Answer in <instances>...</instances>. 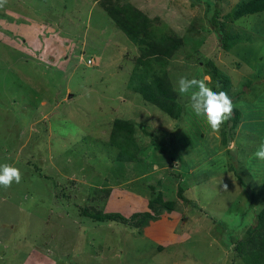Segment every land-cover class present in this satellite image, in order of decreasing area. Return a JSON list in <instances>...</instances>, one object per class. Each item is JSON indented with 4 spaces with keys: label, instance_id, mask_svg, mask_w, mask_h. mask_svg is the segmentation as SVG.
<instances>
[{
    "label": "rangeland",
    "instance_id": "rangeland-1",
    "mask_svg": "<svg viewBox=\"0 0 264 264\" xmlns=\"http://www.w3.org/2000/svg\"><path fill=\"white\" fill-rule=\"evenodd\" d=\"M240 1L119 0L157 35L180 39L165 68L179 119L126 89L138 50L99 2L0 7V164L22 173L0 187V264H242L234 246L247 243L264 203V161L254 155L264 142V12L226 22L249 37L229 51L210 23L213 10L223 21ZM208 60L240 93L233 131L226 122L213 132L176 90L182 75L206 76ZM115 120L131 124V162H118L109 143ZM157 193L173 210L138 234L131 216ZM83 212L129 220L99 224Z\"/></svg>",
    "mask_w": 264,
    "mask_h": 264
},
{
    "label": "trees",
    "instance_id": "trees-1",
    "mask_svg": "<svg viewBox=\"0 0 264 264\" xmlns=\"http://www.w3.org/2000/svg\"><path fill=\"white\" fill-rule=\"evenodd\" d=\"M95 1L99 2L101 9L116 28L132 45L137 47L138 55L127 77L126 89L137 94L141 101L156 107L167 117L179 119L183 112L182 105L177 101V95L167 79L165 68L168 60L180 46V39L169 34L157 35L151 28L148 17L127 2L119 4V0ZM259 12H264V0H241L223 15V21L218 19L219 10H213L210 23L213 25L216 38L220 39L223 51H229L235 44L249 40L248 36L226 31V22L233 23L239 18ZM204 67V75L211 78L213 90L226 91L235 104L240 98V93H230L231 84L227 75L219 71L211 60L206 61ZM217 82L221 85L220 89L215 87ZM239 121L240 112L234 107L233 118L227 121L231 123L229 129L231 131L236 129ZM131 128V124L125 120L113 122L109 143L117 149L116 160L118 162H131L137 155L138 148L131 137ZM236 178L244 186L239 177ZM181 193L182 191L178 188L177 197L186 203ZM173 205V202L163 201L160 193L155 194L146 203L147 211L131 216L132 219L139 217L132 224V228L137 229V233L141 234L144 227L159 221L161 215L168 217L173 210ZM83 213L99 224L107 222L127 224L129 220L117 212L91 215ZM246 230L247 243H238L234 246V250L238 253L242 264H264V203ZM161 248L157 246V250Z\"/></svg>",
    "mask_w": 264,
    "mask_h": 264
},
{
    "label": "clouds",
    "instance_id": "clouds-1",
    "mask_svg": "<svg viewBox=\"0 0 264 264\" xmlns=\"http://www.w3.org/2000/svg\"><path fill=\"white\" fill-rule=\"evenodd\" d=\"M6 3L7 0H0V7ZM211 83L208 76L197 78L182 75L177 80L176 90L179 95L188 96L193 113L197 117H203L210 129L218 133L221 127L233 118L235 105L226 91H214ZM215 87L221 88L219 82ZM254 155L258 160L264 161V142L259 144ZM21 179L19 168L10 163L0 164V187L9 188L13 182L20 183ZM223 188L227 190V185H223Z\"/></svg>",
    "mask_w": 264,
    "mask_h": 264
},
{
    "label": "crops",
    "instance_id": "crops-1",
    "mask_svg": "<svg viewBox=\"0 0 264 264\" xmlns=\"http://www.w3.org/2000/svg\"><path fill=\"white\" fill-rule=\"evenodd\" d=\"M150 225H153L156 229H158L160 226H158L157 224L155 223H151Z\"/></svg>",
    "mask_w": 264,
    "mask_h": 264
},
{
    "label": "built area",
    "instance_id": "built-area-1",
    "mask_svg": "<svg viewBox=\"0 0 264 264\" xmlns=\"http://www.w3.org/2000/svg\"><path fill=\"white\" fill-rule=\"evenodd\" d=\"M91 63H92V61L89 59V60H87L86 65H92Z\"/></svg>",
    "mask_w": 264,
    "mask_h": 264
}]
</instances>
